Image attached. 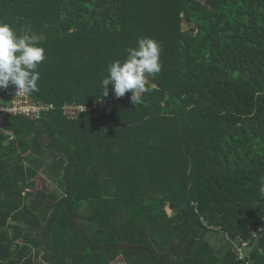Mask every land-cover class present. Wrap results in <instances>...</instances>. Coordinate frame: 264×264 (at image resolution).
<instances>
[{"label":"trees","instance_id":"1","mask_svg":"<svg viewBox=\"0 0 264 264\" xmlns=\"http://www.w3.org/2000/svg\"><path fill=\"white\" fill-rule=\"evenodd\" d=\"M0 22L43 35L29 95L54 106L1 117L0 264H154L81 232L158 264H264V0H0ZM143 37L162 67L141 102L104 96ZM100 98L98 117L62 114ZM40 171L64 195L31 188ZM219 231L249 241L243 259L215 249Z\"/></svg>","mask_w":264,"mask_h":264},{"label":"clouds","instance_id":"2","mask_svg":"<svg viewBox=\"0 0 264 264\" xmlns=\"http://www.w3.org/2000/svg\"><path fill=\"white\" fill-rule=\"evenodd\" d=\"M43 39V35L37 37L28 32L18 35L9 24L0 22V88L11 84L20 94L38 90L40 75L37 69L45 59L44 49L38 45ZM137 45L126 50L124 60L108 64V75L101 82L104 96L108 95L107 86L111 84L117 98L131 91L133 104L141 102V94L148 90L146 74L159 73L162 65L159 62L160 47L157 41L143 37L138 39ZM260 192L264 194V184Z\"/></svg>","mask_w":264,"mask_h":264},{"label":"built area","instance_id":"3","mask_svg":"<svg viewBox=\"0 0 264 264\" xmlns=\"http://www.w3.org/2000/svg\"><path fill=\"white\" fill-rule=\"evenodd\" d=\"M3 97V93L0 91V120H2L3 114H10L15 116L24 117L30 120H37L39 119L41 113L43 111H47L50 109H53L54 106L51 103H42L38 101H34L29 97L28 94H20V93H14L12 95H9L10 97V104L5 105L1 103V99ZM106 101L103 98H100L96 104L93 106H86L84 104L80 103H71V104H65L62 107V114L68 119V120H75L80 115L84 113H90L92 117H98L99 113L104 110V106L106 105ZM0 132L9 135L10 138L13 137L12 131L8 130L4 127L3 122H0ZM264 227L257 226L256 229H252V237L257 238L256 233L262 232ZM226 235V234H225ZM227 240L233 241L237 240L240 241L239 247L246 246L248 243L246 241H243L241 238H230L229 236ZM232 250H235L237 254L238 259H243L244 253L241 252L240 248H232Z\"/></svg>","mask_w":264,"mask_h":264},{"label":"rangeland","instance_id":"4","mask_svg":"<svg viewBox=\"0 0 264 264\" xmlns=\"http://www.w3.org/2000/svg\"><path fill=\"white\" fill-rule=\"evenodd\" d=\"M184 28H186V26H183ZM29 95V93H28ZM29 97L32 99V97L29 95ZM35 101V100H34ZM106 101V99H105ZM107 102V101H106ZM1 103L5 104V105H9L10 104V97L8 95H5L2 97L1 99ZM104 110L109 111L110 110V105H108V103H106V105L103 107ZM42 114V113H41ZM41 116V115H40ZM31 188H45V190H52L55 191L57 194H59V196L64 195V191L62 188H59L58 185L56 183H54L52 180L49 179V177L47 176V174L44 171H40L38 173V175L32 180V187ZM31 190V189H30ZM82 207H84V205H82ZM220 232V231H219ZM221 234L218 236V238L215 240L216 242H213V246L215 247V249L217 251H224V248H240L242 253H245V251H247L248 249V244L246 246L243 247H239V243L240 241L237 240H233V241H228L225 235V233L220 232ZM260 235L259 232L256 233V236ZM230 238H234L229 236ZM249 241H246V243H248ZM221 251V252H222ZM34 260L36 262V264H47L45 262L42 261L41 255H37L34 257ZM113 264H123V262L121 261L120 257L115 258V260L112 262Z\"/></svg>","mask_w":264,"mask_h":264},{"label":"water","instance_id":"5","mask_svg":"<svg viewBox=\"0 0 264 264\" xmlns=\"http://www.w3.org/2000/svg\"><path fill=\"white\" fill-rule=\"evenodd\" d=\"M64 178H65V176H64ZM66 201H67L66 202V206L68 207V201H69V194L68 193L66 194ZM73 222H74L76 228L81 232V230H80V228H79V226L77 224V220L74 219V217H73ZM81 233L84 236V238L86 239V241L88 242V245L90 246V248L92 250H94V251L100 250L104 246L121 247V248L131 249V250H143V251H145V252H147L149 254V256H150V258H151V260L153 261L154 264H158L157 261L155 260L154 256H153L152 250L150 248H148V247H144V246H129V245H126V244H103V245H100L98 247H93L91 242L87 239V236L83 232H81Z\"/></svg>","mask_w":264,"mask_h":264}]
</instances>
